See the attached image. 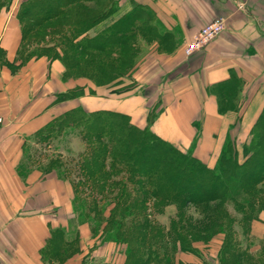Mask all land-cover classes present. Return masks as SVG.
<instances>
[{
  "label": "crops",
  "instance_id": "obj_1",
  "mask_svg": "<svg viewBox=\"0 0 264 264\" xmlns=\"http://www.w3.org/2000/svg\"><path fill=\"white\" fill-rule=\"evenodd\" d=\"M24 1L11 0L0 10V264H124V243L103 240L102 226L97 233L77 218L71 181L33 159L35 136L69 110H110L210 168L228 143L241 153L264 108V0H116L86 36H98L136 6L149 13L142 20H151L152 30L137 35L134 67L106 84L66 74L57 57L22 61L18 10ZM220 17L223 31L186 56V43ZM57 229L67 242L76 240L46 257ZM249 236L251 246L245 240L243 248L257 258L264 210ZM222 239L219 234L194 252H178L174 264H220Z\"/></svg>",
  "mask_w": 264,
  "mask_h": 264
},
{
  "label": "trees",
  "instance_id": "obj_2",
  "mask_svg": "<svg viewBox=\"0 0 264 264\" xmlns=\"http://www.w3.org/2000/svg\"><path fill=\"white\" fill-rule=\"evenodd\" d=\"M8 1L0 0V10ZM86 1L97 0L22 2L18 10L23 32L21 52L31 38H56L54 44L61 51L51 57L61 59L66 74L110 83L124 76H116L122 67L129 71L134 67L138 52L135 35L146 34L152 26L138 22L143 18L142 8L136 6L98 36L88 37L85 33L96 18L82 6ZM24 55L22 61L33 56L28 50ZM71 126L80 129L82 149L78 157L60 163L52 160L50 165H58L59 176L71 181L75 213L80 210L78 219L94 220L92 228L102 226L103 240L126 245L124 264H169L165 258L168 241H210L216 234L224 235L220 264H264V242L255 258L227 236L236 220L226 206L233 202L241 213L240 223H249L256 211L264 210V108L252 128L251 155L243 162L236 161L231 153L234 147L228 143L213 168L161 139L149 127L134 125L124 113L76 108L54 118L46 128L52 132ZM172 204L176 213L164 228L152 213H161ZM192 206L200 218L188 214ZM75 240L74 236L67 242L65 232L55 230L46 246V257Z\"/></svg>",
  "mask_w": 264,
  "mask_h": 264
},
{
  "label": "rangeland",
  "instance_id": "obj_3",
  "mask_svg": "<svg viewBox=\"0 0 264 264\" xmlns=\"http://www.w3.org/2000/svg\"><path fill=\"white\" fill-rule=\"evenodd\" d=\"M11 1V0H10ZM8 1V2H10ZM7 2V3H8ZM96 4H93L95 6H92L90 3L81 2L82 6L88 7L90 9V12L95 16L96 20L95 22H98L100 19H102L104 15L109 13L110 11H113L116 8V0H97L94 1ZM79 3V2H78ZM98 3V4H97ZM6 4V2H5ZM3 8V7H2ZM1 8V9H2ZM133 10L136 9V7L132 8ZM131 9V10H132ZM142 17L143 19H147V16L149 13L145 10H142ZM144 24H151V20H141L138 21ZM92 27V26H91ZM39 33V32H38ZM38 33H34V35H37ZM136 34L133 41L137 42V36ZM90 37V36H88ZM57 44L56 38H43V40H38L37 38H31L29 41L25 43L24 49L22 50V54L20 55L25 56L24 53L26 50L30 51L33 56L40 55L42 53L48 54L50 57L54 56L55 51L60 52L61 48ZM55 46H54V45ZM50 47V48H49ZM138 52L136 53V58L138 57ZM4 63V54L0 50V66ZM130 68H124L122 67L119 72H117L116 76L118 75H125L129 72ZM37 145L33 147L31 150V153L33 155V159L35 161H39L42 168L46 171L54 170L57 173H59L60 168L58 165H50V162L58 161V163L61 162H68L72 159H76L78 157V153L82 149V142L80 137V129L76 126L71 127H62V129L57 131H49L45 127L43 130H41L34 138ZM249 142L244 147L243 151L241 153H238L237 150L235 152L234 148H232L231 153L234 155V158L238 162H243L246 158H248L251 155V150L249 149ZM215 167V166H214ZM227 209L229 213L235 218L236 222L233 224L232 230L230 234H227V236L232 237V240L234 239L239 243V245L243 248L245 240H248V247H250V236H249V230L250 225L253 220L258 215V211L253 214V218L249 223H240L239 219L241 217V213L238 212L232 201L227 202ZM188 214H190L193 218L198 219L200 218V214L195 208L189 207L187 209ZM80 213V210L78 211V214ZM106 213V212H105ZM176 208L175 206L168 205L166 206L161 213H152V218L161 224L164 228H167L169 226L170 220L175 216ZM76 214V215H78ZM108 215V214H106ZM78 218V217H77ZM95 223V221H92V226ZM103 224V223H102ZM96 229V230H95ZM95 231L97 233H100V228L95 227ZM219 234H216L217 236ZM224 238V235L221 234ZM214 236V237H215ZM101 237V233H100ZM213 237V238H214ZM102 238V237H101ZM212 240V239H211ZM209 240H203V241H186L185 243L177 242V241H168L169 250L168 255L165 257L166 259H169V264H172L173 261V255L177 252H183L181 250L186 251H196L197 250V244H208ZM223 242V241H222ZM252 243V242H251ZM222 245V243H221ZM175 257V256H174ZM162 264V263H160Z\"/></svg>",
  "mask_w": 264,
  "mask_h": 264
},
{
  "label": "built area",
  "instance_id": "obj_4",
  "mask_svg": "<svg viewBox=\"0 0 264 264\" xmlns=\"http://www.w3.org/2000/svg\"><path fill=\"white\" fill-rule=\"evenodd\" d=\"M225 23L223 18H216L208 24L201 27L198 32L186 43L184 53L186 56L191 55L193 52L201 50L210 41L217 37L224 29ZM4 123L3 116L0 115V126Z\"/></svg>",
  "mask_w": 264,
  "mask_h": 264
}]
</instances>
